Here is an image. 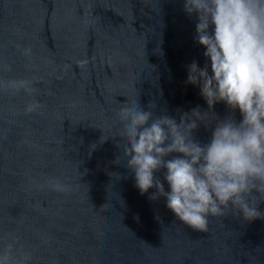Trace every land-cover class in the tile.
I'll use <instances>...</instances> for the list:
<instances>
[{
    "label": "water",
    "instance_id": "1",
    "mask_svg": "<svg viewBox=\"0 0 264 264\" xmlns=\"http://www.w3.org/2000/svg\"><path fill=\"white\" fill-rule=\"evenodd\" d=\"M195 37L182 0H0V253L11 243L27 264H264V219L233 213L194 231L149 199L154 189L140 193L117 147L122 103L177 119L208 109L186 83L187 66L205 63Z\"/></svg>",
    "mask_w": 264,
    "mask_h": 264
},
{
    "label": "clouds",
    "instance_id": "2",
    "mask_svg": "<svg viewBox=\"0 0 264 264\" xmlns=\"http://www.w3.org/2000/svg\"><path fill=\"white\" fill-rule=\"evenodd\" d=\"M182 3L196 20L205 57L203 67L187 66L186 83L199 88L208 109L178 110L177 119L155 103L147 109L122 103L117 147L142 195L154 189L150 200L163 198L183 225L204 233L210 218L264 219V0ZM218 103L229 109L223 118L215 112ZM201 126L211 134L206 143L194 135ZM13 252L10 243L0 264L30 260Z\"/></svg>",
    "mask_w": 264,
    "mask_h": 264
}]
</instances>
